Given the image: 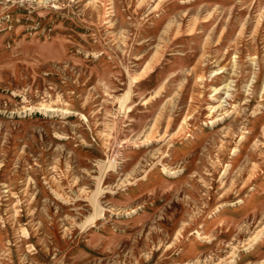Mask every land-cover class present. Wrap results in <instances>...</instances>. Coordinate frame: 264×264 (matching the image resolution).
Returning <instances> with one entry per match:
<instances>
[{
  "label": "rangeland",
  "instance_id": "1",
  "mask_svg": "<svg viewBox=\"0 0 264 264\" xmlns=\"http://www.w3.org/2000/svg\"><path fill=\"white\" fill-rule=\"evenodd\" d=\"M0 264H264V0H0Z\"/></svg>",
  "mask_w": 264,
  "mask_h": 264
}]
</instances>
